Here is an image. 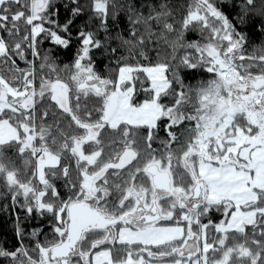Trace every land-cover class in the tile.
I'll use <instances>...</instances> for the list:
<instances>
[{
  "label": "snow or ice",
  "instance_id": "obj_1",
  "mask_svg": "<svg viewBox=\"0 0 264 264\" xmlns=\"http://www.w3.org/2000/svg\"><path fill=\"white\" fill-rule=\"evenodd\" d=\"M10 2L16 8L9 14L8 3L0 0V124H7L15 130L14 143L18 145L33 138L37 114L46 116L45 112L39 111L37 90L43 97L47 87L52 99H56L58 89L55 84L49 82L45 85L38 79V72L45 67L63 68L83 57L81 62L91 64L95 69L104 66L97 57H105L110 65L121 68L125 64V47L131 43L142 44L144 32L149 36L155 34L157 40H168L169 52L182 49V54L170 57L174 61L170 63L168 57L160 60L161 54L154 45L152 58L145 57L146 63L140 69L148 74L149 85L156 73L163 74L169 88L166 95L159 96L158 103L167 112L175 107L180 97L189 102L195 99L206 102L218 99L224 90L231 91L233 87L239 90L240 73L248 50L264 49V0H192V16L184 21V31L172 40L168 39L167 33L176 32V27L169 20L161 23L168 0H114L106 16L101 13L108 9L101 3L91 6V0ZM168 12H171L170 5ZM62 53H70V59L61 61ZM199 77L204 79L198 81ZM141 91L148 92L147 97L137 98L141 102L145 99L150 102L157 95L156 88ZM199 110L196 106L192 118L179 111L175 116L169 114L157 122V134L172 141L194 122H200L202 130L214 117L195 115ZM174 119L180 123L174 124ZM144 134L149 135L147 127ZM55 195L64 197L65 193L57 188ZM45 196L40 201L42 207L37 210L25 207L23 199L14 197L7 188L0 189V212L13 222L10 233H0V264H23L24 258L18 250L34 234L38 239L40 233L50 231L58 236L65 230L64 213L58 217V210L47 205V198L52 196L50 191ZM49 211L52 215L48 214ZM195 218L200 219L205 228L208 227L205 220L211 219V227L219 232L229 226L231 210L227 214L221 211L220 215L212 213L203 219L200 216ZM37 219L39 224L30 223ZM240 230L244 231V227ZM196 264L200 261L197 260Z\"/></svg>",
  "mask_w": 264,
  "mask_h": 264
},
{
  "label": "trees",
  "instance_id": "obj_2",
  "mask_svg": "<svg viewBox=\"0 0 264 264\" xmlns=\"http://www.w3.org/2000/svg\"><path fill=\"white\" fill-rule=\"evenodd\" d=\"M9 5V14L14 11L16 5L12 4L10 0L5 1ZM21 4H26L27 0H20ZM101 3L108 11L101 13V15H108L114 5V0H91V6ZM168 5L171 6V12H168ZM192 7V0H168V4L164 6L166 15L161 18V23L169 20L176 27V32L167 33L168 39H174L180 32L184 31V21L191 17L190 9ZM188 13V16L185 14ZM23 27V25H21ZM143 43H131L130 46L125 47V64L121 68L115 65H110L105 57H97V61H103V67H96L93 65L82 63L84 60H78L75 64L67 65L63 68L60 67H45L43 71L38 72V79L43 80L45 83L60 82L66 84L71 88L69 96L68 111L59 108L49 95H44L41 99L38 97L39 111L46 113L45 117H40L37 114L39 122V133L46 138V149L58 156L59 164L56 168L46 170V183H39L35 178L36 161L33 153L30 150H24L22 145L9 142L4 147L0 148V189L7 188L8 191L13 192V196L17 195L20 186H29L24 191L23 195H17L16 198H27L30 192L37 190L39 192H51L52 196L47 198V205L57 209L56 215L59 217L60 213H64L63 225L66 228L65 220L67 218L68 208L76 203L82 202L84 197V190L82 183L84 176L92 175L99 172L98 181L101 186L107 191V195L102 197L99 204V209L103 213L113 216L121 217L128 214L134 206V199L130 198V190L142 188L149 190L152 187L151 179L146 173V168L150 163H157L165 168L173 179L174 186L179 187L189 192L194 185L192 173L187 171L182 162L188 150L189 145L194 141L198 131H194L192 126L189 125L187 129L180 133L179 138L173 137L169 141L164 137L157 134V130L150 129L149 135L145 136V127H134L127 124H122L116 129H110L104 123V111L106 108V99L101 93H90L84 95L82 91L75 89L73 78L78 70L86 66L91 69L93 77L99 78L102 81H107L112 84L109 87L110 92L115 91L116 83L121 69L128 68L135 70L133 73V88L135 96L147 97V91L141 89H148V77L146 73L138 71L141 65L145 64V57L152 58L153 46L159 49L160 60L169 58L170 63H174L170 57L174 54H182V49L176 48L172 52L168 51V40H157V36H149L147 32L142 33ZM71 54H61V61H67ZM244 68L242 73L244 79H259L264 77V49L256 47L249 49L243 61ZM204 79L199 77V80ZM196 81V82H198ZM194 83V82H193ZM129 88V87H127ZM81 91V92H80ZM167 94V93H166ZM136 103H143L147 99L138 101ZM9 100V98H8ZM103 122L104 129L98 137V143H90L85 145V152L93 154L99 152L98 159L93 163H83L78 160L76 155L71 151L74 141L83 137L85 131L82 126H94ZM80 124L81 127H78ZM235 124L243 129L247 134L248 128L252 127L248 124L245 115H240L235 118ZM107 126V127H106ZM194 133V134H192ZM251 136V134H250ZM176 140V142H175ZM169 145V146H168ZM131 147L135 160L123 169L117 170L112 167L105 169L106 165L116 162L118 156L124 151L126 147ZM127 147V148H128ZM20 148L23 151H20ZM95 163V164H94ZM88 165V166H87ZM102 169L101 171H99ZM102 175V176H101ZM101 176V177H100ZM13 178L11 183L10 178ZM57 188L65 193L64 197H57L55 195ZM15 190V191H13ZM19 196V197H18ZM26 196V197H24ZM46 198L44 196L43 200ZM163 208L168 209L171 201L164 198L161 200ZM2 202V198H0ZM25 206V205H24ZM220 208V207H219ZM243 209H264V196H260L259 201L243 207ZM222 210V209H221ZM182 212V210L178 211ZM39 214V213H38ZM52 215L51 211L48 212ZM174 216L170 221H163L160 225H178L176 219H180L181 214ZM220 215V212L214 213ZM211 214H208L210 216ZM209 220V219H208ZM211 220V219H210ZM12 220H10L3 212H0V233L11 232ZM30 223L39 224V220H33ZM124 228L120 224L119 228ZM213 229V228H212ZM210 229V230H212ZM214 230V229H213ZM215 236L216 243L219 239L217 234ZM107 236L106 231H93L84 235L80 244V252L83 255H89L91 258L96 253L102 250L111 252L113 263H119L126 260L129 256L136 257L141 254L146 255L142 251L149 249L154 254H162L164 252H171L181 248L183 239L174 242L171 245H164L157 248L144 247L141 244H111L104 243L98 247L105 240ZM227 239L222 247L216 244L215 248L208 251L209 263L221 264H264V219L258 218V221L253 225L247 226L243 233H227ZM215 238L209 239L210 244L215 241ZM213 240V241H212ZM61 244L59 235H53L52 232L40 233L37 239L34 234L31 240H26L21 248L18 250L19 254L22 250L28 252L31 258L37 259L41 248L49 249L55 248ZM219 247V248H218ZM241 249L240 252H234L229 258L224 257L225 253L229 250ZM147 256V255H146ZM80 258L78 257V260ZM165 261L182 260L176 254H170Z\"/></svg>",
  "mask_w": 264,
  "mask_h": 264
},
{
  "label": "rangeland",
  "instance_id": "obj_3",
  "mask_svg": "<svg viewBox=\"0 0 264 264\" xmlns=\"http://www.w3.org/2000/svg\"><path fill=\"white\" fill-rule=\"evenodd\" d=\"M134 71L135 70H130L128 68L121 69L114 92L109 91V87L112 86V84L107 81H102L101 79L94 77L95 80L91 82V84H97V87L101 88L102 92H104L103 96L107 100V104L108 99L112 94L119 95L117 111L107 126L110 129H116L122 124H127L134 127H148L150 129H155L159 120L167 117L169 114L175 116L177 111L188 114L187 118H192L191 114L193 113V110L196 106H199L200 110L196 111L195 115H207L214 117V120L210 119L202 130L200 122L189 124L192 126L193 132H198L194 141L189 145L188 150L185 153L186 156L184 157V160L186 159V161L182 162L184 168L193 174V179H198L196 181L199 189L197 194H195L193 185L188 192L174 186L172 179L173 194L164 195L162 197V200L166 198L171 201L169 208H163L161 205L162 201H159L157 205L161 210V219L163 221H170L174 219V216L178 215L177 213L181 214L183 212L180 219H176V222H179L180 224L170 226L160 225V223L158 225L149 224L142 226L141 223H135L136 228L133 229L128 223L130 220L125 219L126 224H123L124 228L117 233L112 230L115 229L114 227L108 228L105 240L99 244L102 245L111 242L110 239L113 238L116 239L118 243L122 244H141L144 247L157 248L164 245H171L174 242L183 239L181 248L171 250V252H164L159 255L152 253L149 249H145L142 252L147 256L144 254L136 257L129 256L126 260L119 263H113L110 251L102 250L90 258L89 264H196L197 260L200 261V264H211L208 260V251L215 248L216 244H218L219 247H222L226 242L227 233H243L246 227L256 223L258 218L264 219V209H243V207H246L247 205L258 202L261 195L264 196V148L257 145L254 148L251 147L249 150L247 148L244 151L247 147L248 139L253 137L235 124L233 116L236 114H233L232 116L230 113V111L235 108L231 101L235 100L237 95H251L248 88H250L249 85L252 81L248 83L250 79H244L243 77L245 76L242 75L244 71L241 70V87L239 90H237L236 87H233L231 91L224 90L218 99L214 98L206 102H202L201 99H195L193 102H189L184 97H180L176 102L175 107L170 108L166 112L164 106L158 103L159 96L161 94L166 95L169 88V85L163 80V74L156 73L154 80L150 85V87L157 89V95L153 97L150 102L143 101V103H136L137 97L135 96V90L132 87ZM138 71L141 70L138 69ZM89 75L93 76L91 69L86 66L81 67L73 78L75 89H77V87L82 84ZM146 75L148 77L147 73ZM233 79L235 80L236 77L234 76ZM251 80L254 81V78ZM47 84L48 83H45V85ZM54 84L58 89L56 99H52L47 87L44 88L45 95H49L54 102L59 100V103L56 102L58 107L68 111L71 88L60 82H55ZM37 92L38 95L36 100L38 102V97L41 99V96H39V90H37ZM81 93L89 95L93 92L91 90H82ZM10 102L11 98L9 97V103ZM205 108L207 111H205ZM173 123L178 124L180 123V120L174 119ZM83 127L85 126L83 125ZM104 127L105 124L101 122L94 126H89L88 129H82L85 131L83 137L74 141V146L71 150L80 162L86 164L93 162L96 163L99 152L87 154L85 152V145L87 144L85 143L88 141V144H97V136L102 132ZM39 129V122L36 117V132L33 138L26 141L22 147L26 151H32L33 157L36 161L35 178L39 183L45 184L46 170L56 168L59 164V158L46 149V138L39 133ZM165 130H167V128ZM15 137L16 132L14 129L10 128L7 124H0V148L4 147L11 141H15ZM251 145L250 142L248 146ZM127 147L118 156L116 162L106 165L104 168L108 169V167H112L113 169L120 170L129 166L130 163L135 160L136 156L132 148ZM36 151H39V153L37 154ZM101 170L102 169L99 171ZM98 174L99 172L84 176V181L82 183V188L84 190L83 201L93 210L102 212V210L99 209V204L102 197L106 196L108 193L99 183ZM27 187L29 186H20L17 195H23ZM130 192V197L134 199V206L126 215L132 214L133 211H135L134 209L139 207V199L142 196H147L148 194L151 200V196L154 194L151 191L142 188L133 189L130 190ZM17 195L14 197H17ZM44 196L45 192H39L34 189L33 192L29 193L27 198L23 199L25 207H35L39 210L42 207L40 201L43 200ZM222 204L226 205V207L222 208ZM202 206L203 211L201 212L200 209ZM143 207L149 209L151 203L145 202ZM180 210H182L181 213L178 212ZM228 210H231L229 226L219 232L216 229H212V220H205V224L208 225V227L205 228L200 224V219L195 218L200 216V218L203 219L204 217H207L208 214L221 213V211H224L227 214ZM108 218L111 220L114 219L110 217ZM185 220L188 221L186 224L184 223ZM249 221H253L254 223H247ZM65 223V230L59 233L61 243L65 240L67 235L68 210ZM242 226L244 227V231L240 230ZM216 233L221 234L218 236L219 239L217 240V243L215 238V236H217ZM211 238H215V241L212 240V244L208 243ZM221 241H223V243H221ZM78 247L76 251L69 256V260L80 255ZM52 251V248H41L39 251V257L35 259L31 258L28 255V252L22 250L20 256L24 258L23 264H59V260L52 259ZM236 251L240 252L241 249L229 250L225 253L224 257L229 258ZM170 254H176L177 257L182 260L173 262L165 261L164 259L168 258ZM80 257L83 258V255Z\"/></svg>",
  "mask_w": 264,
  "mask_h": 264
},
{
  "label": "flooded vegetation",
  "instance_id": "obj_4",
  "mask_svg": "<svg viewBox=\"0 0 264 264\" xmlns=\"http://www.w3.org/2000/svg\"><path fill=\"white\" fill-rule=\"evenodd\" d=\"M250 81H252V83L249 85L250 88H248V91L250 90L251 95L250 96H247V95L242 96L241 94L237 95L235 97V100L231 101V103L233 104V106L235 108L230 111L232 116H233V114H236L235 116H233L234 119L240 115H245V117L248 121V124H250L252 126V127L248 128V131H249L248 134L249 135L251 134V137H253V138L248 139L247 147L244 149V151L247 148L249 150L251 147L254 148L257 145L264 148V77L259 78V79H254V81L250 79L248 83H250ZM91 82H93V81H91ZM91 82L87 84V89H89L91 91L97 90V84H91ZM252 89H255V90H252ZM232 98H233V96H232ZM257 129H259V130L257 131ZM250 142L252 145L248 146ZM185 161H186V159L184 160V162ZM152 165H156L160 172H167V170L165 168L161 167L157 163H150L149 164V166H152ZM147 168H146V173H147ZM147 175L149 176V174H147ZM149 177H150L151 183H152V187H151L150 191L152 193H154L151 196V200H150V197L148 194H147V196L146 195L142 196L139 199V204H140L139 207L138 208L136 207V209H134L135 211H133L132 214L123 215L121 217H113V216H109V215L101 212V214L104 215L107 219H109L108 217L115 219V220L113 219V221H115L114 224L111 226H108L105 229H102L103 231H107L108 228L114 227L116 230L115 229H112V230H114L115 233L119 232L122 229V228L118 229L120 224H126L125 219L130 220L128 223L131 225V227L133 229L136 228L135 223H141L142 226H146L149 224H155L156 225V224L163 222V220L161 219V217H162L161 210L159 209L157 203L162 200V197L164 195H169V192L157 190L153 185L152 177L151 176H149ZM196 180L197 179L194 178V188L193 189H194L195 194H197V191L199 189V186H198ZM147 191H149V190H147ZM177 196H180V195H177ZM145 202L151 203V207L149 209H145L143 207ZM109 220H111V219H109ZM93 231H100V230H92L90 232H93ZM87 233H89V232H87ZM87 233H85L84 235H86ZM84 235L81 238V240L78 242V244L76 245V248L73 249L72 252L69 254V256H71L76 251L78 246H79L78 250L80 252V244L84 238ZM67 237H68V224H67V235H66V238L63 242L66 241ZM115 238H116V236H115ZM110 241L111 242H108V243L122 244V243H118L117 240L113 239V238H111ZM95 246L98 247L100 245L96 244ZM81 255H83V254L80 252V255L73 257L71 260L68 259L69 256H67L66 258H56V259L59 260V264H89V261H90L89 255H83V258L80 257ZM78 257L80 258L79 260H78Z\"/></svg>",
  "mask_w": 264,
  "mask_h": 264
},
{
  "label": "water",
  "instance_id": "obj_5",
  "mask_svg": "<svg viewBox=\"0 0 264 264\" xmlns=\"http://www.w3.org/2000/svg\"><path fill=\"white\" fill-rule=\"evenodd\" d=\"M93 80L89 76L85 83L78 87L79 90L87 88V82ZM99 93L98 91H95ZM119 105V95L112 94L108 100V105L104 112V122L108 124L115 115ZM78 127H81L78 124ZM83 127V126H82ZM88 129L86 125L83 127ZM147 173L152 177L153 185L157 190L173 193L172 180L168 172H160L156 165L149 166ZM11 183L13 178H10ZM68 237L65 242L53 249L52 259L66 258L76 248L83 235L92 230H102L114 224L115 221L107 219L97 210H93L87 203L80 202L68 208Z\"/></svg>",
  "mask_w": 264,
  "mask_h": 264
},
{
  "label": "bare ground",
  "instance_id": "obj_6",
  "mask_svg": "<svg viewBox=\"0 0 264 264\" xmlns=\"http://www.w3.org/2000/svg\"><path fill=\"white\" fill-rule=\"evenodd\" d=\"M89 76L93 77L92 75H89ZM89 76H88V77H89ZM88 77H86V79H85V81H84L83 83L86 82V80H87ZM94 80H95V78L93 77V80H91V81H94ZM91 81L87 82V84L90 83ZM83 83H82V84H83ZM82 84H80V85H82ZM80 85H79V86H80ZM79 86H78V87H79ZM85 90H89V89L86 88ZM98 90H99V93L102 92L101 88H99V87H97V90H95V91H98ZM81 91H82V90H81ZM95 91H94V92H95ZM95 93H96V92H95ZM104 112H105V111H104ZM103 121H104V117H103ZM104 123H105V122H104ZM105 124H106V123H105ZM88 127H89V126H88ZM36 152H37V151H36ZM147 174H148V173H147ZM53 249H54V248H53ZM52 253H53V251H52Z\"/></svg>",
  "mask_w": 264,
  "mask_h": 264
},
{
  "label": "built area",
  "instance_id": "obj_7",
  "mask_svg": "<svg viewBox=\"0 0 264 264\" xmlns=\"http://www.w3.org/2000/svg\"><path fill=\"white\" fill-rule=\"evenodd\" d=\"M37 154H38V152H37Z\"/></svg>",
  "mask_w": 264,
  "mask_h": 264
}]
</instances>
